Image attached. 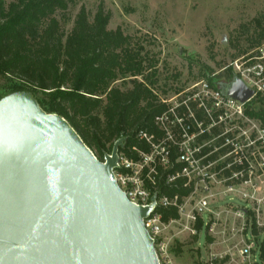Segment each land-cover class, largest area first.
Masks as SVG:
<instances>
[{"label":"built area","instance_id":"1","mask_svg":"<svg viewBox=\"0 0 264 264\" xmlns=\"http://www.w3.org/2000/svg\"><path fill=\"white\" fill-rule=\"evenodd\" d=\"M261 63L264 55L236 67L235 78L254 91L246 103L208 79L171 100L157 95L167 109L154 120L156 132L137 133L147 150L129 149L136 159L119 152L114 177L134 205L152 207L144 224L160 264H175L171 241L183 233L209 238L202 264H264V122L252 115L264 108ZM172 209L178 217L164 221L161 210Z\"/></svg>","mask_w":264,"mask_h":264},{"label":"water","instance_id":"2","mask_svg":"<svg viewBox=\"0 0 264 264\" xmlns=\"http://www.w3.org/2000/svg\"><path fill=\"white\" fill-rule=\"evenodd\" d=\"M224 95L254 91L236 77ZM118 140L100 161L31 92L0 100V264H160L144 219L114 177ZM155 200V198H154Z\"/></svg>","mask_w":264,"mask_h":264},{"label":"trees","instance_id":"3","mask_svg":"<svg viewBox=\"0 0 264 264\" xmlns=\"http://www.w3.org/2000/svg\"><path fill=\"white\" fill-rule=\"evenodd\" d=\"M75 2L0 0V100L31 92L45 112L63 117L100 161L121 138L125 146L119 152L136 159L129 149L147 150L137 133H155L154 120L167 109L153 91L157 61L120 28L110 30L111 16L102 6L92 20L82 7L66 33L57 15ZM224 76L208 80L215 87L235 79L232 69ZM252 115L264 122V108ZM161 213L164 221L178 217L175 209Z\"/></svg>","mask_w":264,"mask_h":264},{"label":"rangeland","instance_id":"4","mask_svg":"<svg viewBox=\"0 0 264 264\" xmlns=\"http://www.w3.org/2000/svg\"><path fill=\"white\" fill-rule=\"evenodd\" d=\"M100 6L111 16L110 30L120 28L143 46L144 55L157 61L153 90L166 99L209 76L221 75L223 81L229 69L235 74L237 66L264 55V0H76L57 17L69 33L82 7L92 20ZM253 62L254 66L261 61ZM117 86L124 87L121 82ZM233 204L243 206L237 199ZM209 244L204 233L198 239L188 233L173 237L174 263L202 264Z\"/></svg>","mask_w":264,"mask_h":264},{"label":"flooded vegetation","instance_id":"5","mask_svg":"<svg viewBox=\"0 0 264 264\" xmlns=\"http://www.w3.org/2000/svg\"><path fill=\"white\" fill-rule=\"evenodd\" d=\"M154 91V90H153ZM154 93L156 94V95H158L155 91H154Z\"/></svg>","mask_w":264,"mask_h":264}]
</instances>
